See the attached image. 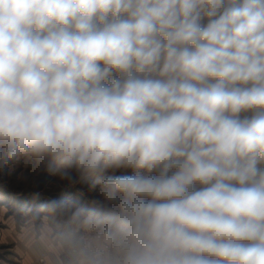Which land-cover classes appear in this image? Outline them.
<instances>
[{
  "label": "clouds",
  "instance_id": "9594fccd",
  "mask_svg": "<svg viewBox=\"0 0 264 264\" xmlns=\"http://www.w3.org/2000/svg\"><path fill=\"white\" fill-rule=\"evenodd\" d=\"M20 157L99 186L26 214L49 264H264V0H0Z\"/></svg>",
  "mask_w": 264,
  "mask_h": 264
},
{
  "label": "rangeland",
  "instance_id": "374dc122",
  "mask_svg": "<svg viewBox=\"0 0 264 264\" xmlns=\"http://www.w3.org/2000/svg\"><path fill=\"white\" fill-rule=\"evenodd\" d=\"M114 174L135 173L129 168L117 170ZM72 177V180L62 179L55 162L37 163L27 157L0 162V264H8L16 259L13 245L2 242L8 231L20 232L23 227L30 226L37 235L49 223L41 221L39 217L32 221L26 214L50 201L76 202L88 206L93 198L100 197L99 186L95 189L91 187L94 177H82L75 169L72 170ZM201 187L196 185L197 189ZM42 257L45 258L44 255ZM40 261L44 262L41 258Z\"/></svg>",
  "mask_w": 264,
  "mask_h": 264
},
{
  "label": "crops",
  "instance_id": "0c3cea01",
  "mask_svg": "<svg viewBox=\"0 0 264 264\" xmlns=\"http://www.w3.org/2000/svg\"><path fill=\"white\" fill-rule=\"evenodd\" d=\"M252 114L249 111L242 112L240 115L243 118L250 117ZM23 229L20 232L8 231L2 240V242L13 245L12 251L16 259L8 264H49L47 256L52 251V247L47 234L41 231L35 235L36 232L30 226L23 227ZM43 255L45 256L44 262H41L40 258Z\"/></svg>",
  "mask_w": 264,
  "mask_h": 264
},
{
  "label": "built area",
  "instance_id": "2783aa9c",
  "mask_svg": "<svg viewBox=\"0 0 264 264\" xmlns=\"http://www.w3.org/2000/svg\"><path fill=\"white\" fill-rule=\"evenodd\" d=\"M41 259H43V260H44V257H42Z\"/></svg>",
  "mask_w": 264,
  "mask_h": 264
}]
</instances>
